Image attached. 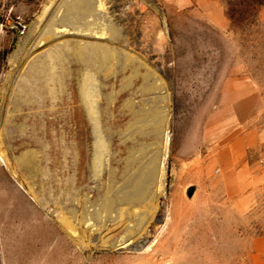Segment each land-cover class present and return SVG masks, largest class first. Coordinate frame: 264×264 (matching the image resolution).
I'll return each instance as SVG.
<instances>
[{
  "label": "rangeland",
  "instance_id": "rangeland-1",
  "mask_svg": "<svg viewBox=\"0 0 264 264\" xmlns=\"http://www.w3.org/2000/svg\"><path fill=\"white\" fill-rule=\"evenodd\" d=\"M63 1L0 0V264H237L241 232L264 231V191L238 188L234 144L252 117L264 126V0H102L76 30L44 37ZM67 41L108 43L123 60L66 65L53 97L15 108L30 64ZM156 100L169 116L165 195L109 215L110 181L118 190L129 158L155 150L124 105ZM262 148L246 147V163Z\"/></svg>",
  "mask_w": 264,
  "mask_h": 264
},
{
  "label": "bare ground",
  "instance_id": "bare-ground-1",
  "mask_svg": "<svg viewBox=\"0 0 264 264\" xmlns=\"http://www.w3.org/2000/svg\"><path fill=\"white\" fill-rule=\"evenodd\" d=\"M95 6L101 8L103 1L100 0L98 5H96V0L63 1L61 17L56 21L53 19L48 20L43 36H53L55 27L76 30V25L92 16ZM91 24L87 22L82 24L81 27L84 31H91L94 35H105V29H95V31L93 30L94 28H90ZM106 30L109 32L110 37L113 38V29L108 27ZM121 60H123L122 56L108 43L87 41L81 44L80 42L67 41L30 64L25 74L23 73V78L19 79L15 89L12 90L14 91L11 93L13 95L12 104L15 108L36 106L40 102H45L46 95L53 97L56 87L62 85L63 80H65L63 74L65 66H70L73 62H78L87 69L91 68V70L96 67L97 70L112 71L115 68V61L120 63ZM136 71L137 68L133 70V73H136ZM145 80L149 81V76H145ZM128 83L130 84V82ZM128 83L127 85H129ZM154 88L153 84L143 85L141 91L150 92ZM148 105V109L136 106L132 101H128L127 105H124L131 113L130 124L135 127L134 131L143 136L151 135L156 140L154 144L155 150L149 153L147 152L148 149H139L137 151L139 156L133 155V157L129 158L127 163H129L130 167L122 174V186L118 190L114 189V181H110L111 185L108 193L103 197L101 204L102 210L109 215L113 214L118 208L120 209V206L141 205L147 201H157L159 197L165 195L166 162L170 144L168 132L169 116L164 114L159 101L148 102ZM89 106L91 115H94L97 121L99 116L96 117V113H94L95 107H93V103L90 102ZM148 128L150 129L147 130ZM144 222L143 218L137 224L141 227ZM146 235L148 236V234ZM127 241L129 239H125L117 245L125 248L131 244L130 241ZM139 243L142 244V240ZM149 248L150 245L144 247L145 250Z\"/></svg>",
  "mask_w": 264,
  "mask_h": 264
},
{
  "label": "crops",
  "instance_id": "crops-1",
  "mask_svg": "<svg viewBox=\"0 0 264 264\" xmlns=\"http://www.w3.org/2000/svg\"><path fill=\"white\" fill-rule=\"evenodd\" d=\"M261 16L264 17V6L261 9ZM250 99L260 102L258 95H252ZM246 122L252 127L247 134L248 142L246 141L242 145L234 143L236 144L235 148L241 151L237 161V168H240L237 171L239 179L237 183H239L238 188L240 189H252L254 198L255 194H257L256 191L259 193L264 191V149L262 148L257 155L252 156V161L249 164L246 163V147L251 146L256 149L261 147V143H264V126L260 127L261 120L255 117ZM256 204L259 205V201H239L237 205L238 210L246 213L249 209H254ZM256 227L243 231L239 235V237L243 236L247 240L242 247L243 257L238 260L237 264H264V231L257 230Z\"/></svg>",
  "mask_w": 264,
  "mask_h": 264
}]
</instances>
